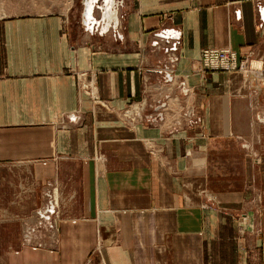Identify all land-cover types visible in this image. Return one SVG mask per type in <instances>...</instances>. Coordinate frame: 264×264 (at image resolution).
I'll use <instances>...</instances> for the list:
<instances>
[{
	"label": "crops",
	"instance_id": "obj_1",
	"mask_svg": "<svg viewBox=\"0 0 264 264\" xmlns=\"http://www.w3.org/2000/svg\"><path fill=\"white\" fill-rule=\"evenodd\" d=\"M94 3L0 17V264H264V0Z\"/></svg>",
	"mask_w": 264,
	"mask_h": 264
},
{
	"label": "rangeland",
	"instance_id": "obj_2",
	"mask_svg": "<svg viewBox=\"0 0 264 264\" xmlns=\"http://www.w3.org/2000/svg\"><path fill=\"white\" fill-rule=\"evenodd\" d=\"M85 2L86 0H0V17L10 15L25 16L57 13L61 14L62 18L64 19L61 26H69V24L72 22L73 24L75 23L77 25H80L81 20L85 21V19L87 18L91 19L90 16L93 13H85ZM94 7L92 10H94ZM76 20H78V22H76ZM89 68L87 69V71L78 70L73 66L68 69L74 73L81 94L89 97L94 102L103 104L104 101L102 102L101 94L98 93L97 80L94 78L95 71L94 69H92V66H90ZM94 81L97 88L95 91L92 90ZM95 96H99V98H96ZM138 101L142 102L140 100ZM139 107H141L142 109H140ZM145 107V105H143L142 107L141 105L136 104V102H133V104L130 103V106H125L122 108L121 116L123 120L130 121L131 119V121H134L136 119L138 121V115H141V113L143 115ZM151 152H155L153 148H151ZM97 158L102 160L103 157L98 155ZM241 250L243 251L246 259H244L245 261L243 264H257L256 259L258 256H256L254 253V260L252 259V256H250V245L245 244L244 247L241 248ZM84 264H103V262L102 260L96 261L93 254L86 259V262Z\"/></svg>",
	"mask_w": 264,
	"mask_h": 264
},
{
	"label": "built area",
	"instance_id": "obj_3",
	"mask_svg": "<svg viewBox=\"0 0 264 264\" xmlns=\"http://www.w3.org/2000/svg\"><path fill=\"white\" fill-rule=\"evenodd\" d=\"M201 70H227V71H235L240 69L241 62L237 59L236 52L230 47H215L209 46L204 49L201 58ZM250 70H263V66H255L254 63L249 64ZM83 76V75H82ZM93 91L96 90L95 81L93 82ZM99 98V96H95Z\"/></svg>",
	"mask_w": 264,
	"mask_h": 264
},
{
	"label": "bare ground",
	"instance_id": "obj_4",
	"mask_svg": "<svg viewBox=\"0 0 264 264\" xmlns=\"http://www.w3.org/2000/svg\"><path fill=\"white\" fill-rule=\"evenodd\" d=\"M95 1H98V0H89V2L88 3H90L91 5H90V8H89V14L91 13V11H92V9H93V7H94V3L93 2H95ZM108 1H106V3H107ZM108 4V3H107ZM90 16V15H89Z\"/></svg>",
	"mask_w": 264,
	"mask_h": 264
},
{
	"label": "water",
	"instance_id": "obj_5",
	"mask_svg": "<svg viewBox=\"0 0 264 264\" xmlns=\"http://www.w3.org/2000/svg\"><path fill=\"white\" fill-rule=\"evenodd\" d=\"M89 2V0H86V10H85V13H89V8H90V3H88Z\"/></svg>",
	"mask_w": 264,
	"mask_h": 264
}]
</instances>
